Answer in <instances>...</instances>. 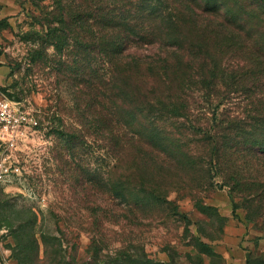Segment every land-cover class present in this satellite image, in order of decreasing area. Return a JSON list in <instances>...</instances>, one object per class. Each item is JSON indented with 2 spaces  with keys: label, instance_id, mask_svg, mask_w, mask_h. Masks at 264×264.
<instances>
[{
  "label": "trees",
  "instance_id": "16d2710c",
  "mask_svg": "<svg viewBox=\"0 0 264 264\" xmlns=\"http://www.w3.org/2000/svg\"><path fill=\"white\" fill-rule=\"evenodd\" d=\"M40 15L43 35H28L38 43L31 62L72 85L78 111V130L62 124L57 132L66 138L56 157L69 179L68 153L92 129L111 161L89 179L95 200L104 190L112 205L178 214L166 198L170 181L159 180L178 169L191 185L217 173L231 194L264 208V0H50ZM193 87L209 104L238 96L243 109L213 111L201 123L190 117ZM83 173L74 182L81 193ZM101 250L94 240L93 264H175L139 245L109 249L104 260Z\"/></svg>",
  "mask_w": 264,
  "mask_h": 264
},
{
  "label": "rangeland",
  "instance_id": "374dc122",
  "mask_svg": "<svg viewBox=\"0 0 264 264\" xmlns=\"http://www.w3.org/2000/svg\"><path fill=\"white\" fill-rule=\"evenodd\" d=\"M49 3L0 0V97L12 100L35 122L18 142V170L0 185V264H93L94 240L102 249L99 260L107 259L109 249L139 245L150 258L165 263L264 264L263 206L238 192L231 194L217 173L199 178L194 185L188 171L186 178L178 169L171 171L170 178L160 177L170 181L166 198L177 206L178 214L166 207L125 208L117 200L112 205L104 190L95 200L88 191L89 179L96 165L103 175L111 161L103 142H95L92 129H83L85 140L74 156L71 149L68 153L72 178L63 173L56 152L64 155L67 142L57 132L62 124L77 129L73 88L55 69L31 62L38 45L33 40L44 33L38 24L40 11ZM48 53L53 55L49 57L53 66L58 57L52 48ZM189 98L190 117H203L201 123L213 111L243 109L233 95L206 103L195 87L189 90ZM73 129L68 139L77 136ZM82 171L81 193L74 182ZM130 181L135 182L133 177ZM108 205L109 216L103 212Z\"/></svg>",
  "mask_w": 264,
  "mask_h": 264
},
{
  "label": "built area",
  "instance_id": "2783aa9c",
  "mask_svg": "<svg viewBox=\"0 0 264 264\" xmlns=\"http://www.w3.org/2000/svg\"><path fill=\"white\" fill-rule=\"evenodd\" d=\"M34 123L12 100L0 97V185L18 170L15 154L18 142Z\"/></svg>",
  "mask_w": 264,
  "mask_h": 264
},
{
  "label": "crops",
  "instance_id": "0c3cea01",
  "mask_svg": "<svg viewBox=\"0 0 264 264\" xmlns=\"http://www.w3.org/2000/svg\"><path fill=\"white\" fill-rule=\"evenodd\" d=\"M239 264H242V261H239Z\"/></svg>",
  "mask_w": 264,
  "mask_h": 264
}]
</instances>
